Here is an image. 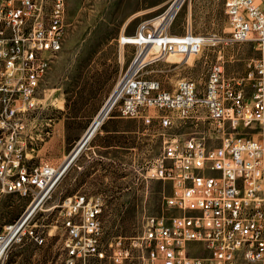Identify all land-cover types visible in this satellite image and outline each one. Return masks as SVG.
Listing matches in <instances>:
<instances>
[{
  "label": "built area",
  "instance_id": "2783aa9c",
  "mask_svg": "<svg viewBox=\"0 0 264 264\" xmlns=\"http://www.w3.org/2000/svg\"><path fill=\"white\" fill-rule=\"evenodd\" d=\"M185 1L172 0L157 16L165 18L173 10L150 59L140 61L149 42L136 40L157 34L152 19L142 21L134 34L120 35L122 45L138 48L109 110L163 129L161 153L146 168L147 177L163 176L171 185L163 213L148 216L139 235L106 243L103 199L85 192L66 197L61 204L64 264H96L108 257L115 264L131 259L141 264H234L238 258L264 264V0L224 1L229 42L250 41L259 52L245 60L242 72L227 73L220 55L203 88L184 77L171 90L144 74L147 64L170 54L197 55L213 37L193 32L190 22L184 33H168ZM66 26L67 0H0V127L18 129L9 148L11 160L0 156V192L30 199L22 215L0 232L1 244L17 227L8 248L25 236L44 241L31 221L69 167L65 161L37 163L29 156L40 139L33 117L38 93L62 50ZM200 120L210 124L198 127L208 128V136H198V129L183 136L167 131L177 121L198 125ZM248 128H260L263 138L244 132Z\"/></svg>",
  "mask_w": 264,
  "mask_h": 264
},
{
  "label": "rangeland",
  "instance_id": "374dc122",
  "mask_svg": "<svg viewBox=\"0 0 264 264\" xmlns=\"http://www.w3.org/2000/svg\"><path fill=\"white\" fill-rule=\"evenodd\" d=\"M146 1L67 0L63 47L41 84L37 97L39 110L33 115L38 120L40 135L34 142L35 150L29 153L35 162L42 160L58 165L65 161L110 99L128 68L129 55L138 48L135 44L122 45L120 35L135 33L143 20L152 19L158 25L157 16L164 11L138 14L124 26L127 18L146 7ZM224 1L213 0L206 4L204 0H186L167 29L169 34L184 33L191 21L193 32L221 40L207 44L197 55L170 54L152 61L144 68V74L160 79L163 86L171 90L184 77L195 80L203 88L211 63L220 55L226 60L227 73L242 72L245 60L257 57L259 52L253 42H229L230 26ZM201 114L205 117L204 112ZM108 120H114L113 128L123 129V132L111 134L112 137L98 135L89 140L43 208L33 217L30 225L44 241L37 243L25 236L5 251L0 264H64L61 204L66 197L78 192L103 199L106 243L117 237L139 235L148 216L163 213L164 196L171 193V185L163 179L146 176L147 166L161 153L160 131L163 129L157 123L147 125L140 119L123 118L117 109L110 112ZM202 125L210 126L204 120L198 125L194 121H177L167 131L183 136ZM244 132L263 138L260 128H248ZM116 139L122 142L123 149L111 151L100 147ZM29 200L18 192H0V232L4 225L14 223L22 215ZM96 264L115 263L108 257ZM124 264L141 263L131 259ZM234 264L247 263L238 258Z\"/></svg>",
  "mask_w": 264,
  "mask_h": 264
},
{
  "label": "bare ground",
  "instance_id": "6f19581e",
  "mask_svg": "<svg viewBox=\"0 0 264 264\" xmlns=\"http://www.w3.org/2000/svg\"><path fill=\"white\" fill-rule=\"evenodd\" d=\"M172 15H173V10L170 11L169 14L165 18H158L157 23H158L159 30L154 37L146 39V37L144 35H142L141 37L138 38V40H136L137 42H143V41L149 42L148 45L146 46L145 53L142 55L140 61L148 59L149 55L153 51H156L158 49L157 42H159L161 39V36H159L158 33H159L160 29L166 28L168 21ZM208 41L210 44H214L216 42V38L215 37L209 38ZM114 98H115V96L112 97L111 100L106 104L105 108L103 109V111L101 112L99 117L97 119L95 118L96 120L92 122L93 124H92L91 128L89 127L90 128V130H89L90 136H89L88 140L85 142V144L81 147V149L79 150V152L76 154L75 157H77L78 154L83 150V148L86 146L88 141L93 137L95 132L98 130L102 120L106 117V115L108 113H110L109 110L111 109ZM0 135H2V141H4V146H0V156H2L3 160H11V150L9 148H11V142H14L18 139V129L15 127H10V126H1L0 127ZM198 136H208V128H198ZM81 144H82V142H80L78 147ZM156 178L163 179V176H156ZM55 187L56 186L52 187V192L55 189ZM16 230H17V227H15L11 231V233L7 236V238L0 244V260L2 259V257L5 254L6 249L10 245V243H11L10 240L14 236Z\"/></svg>",
  "mask_w": 264,
  "mask_h": 264
},
{
  "label": "crops",
  "instance_id": "0c3cea01",
  "mask_svg": "<svg viewBox=\"0 0 264 264\" xmlns=\"http://www.w3.org/2000/svg\"><path fill=\"white\" fill-rule=\"evenodd\" d=\"M213 0H204V3H206V4H210L211 2H212ZM172 2V0H147L146 1V7L145 8H143L142 10H140L139 12H137V13H135L134 15H132V16H130L129 18H127L126 19V21H125V23H124V26H128V24H130V22L132 21V19L134 18L133 16H136V15H138V14H143V13H152V12H155V11H158V10H165L167 7H168V5L170 4ZM144 21V20H143ZM142 22V21H141ZM140 22V23H141ZM139 23V24H140ZM190 23H191V21H190ZM134 34V33H133ZM176 34H181V33H176ZM128 53L129 54H131V49L130 48H128ZM135 53H136V51L132 54V56L131 55H129V60L127 61V63H128V67H129V65L131 64V62L133 61V58H134V56H135ZM124 54H123V59H122V68H123V66H124V62H125V60H124ZM131 56V57H130ZM150 63V62H149ZM148 63V64H149ZM147 64V65H148ZM103 108V107H102ZM101 108V109H102ZM101 111V110H100ZM100 111L97 113V115L100 113ZM96 115V116H97ZM96 116L93 118V120L96 118ZM122 117V116H121ZM107 118H109V115L108 116H106L105 118H104V120H102V122H101V124H100V126H99V128H98V130L95 132V134L93 135V137L90 139V140H92L95 136H98V135H107V137H112L111 136V134H118V133H121V132H123V129H118V128H113V125H114V120H108L107 121ZM123 118H125V117H123ZM127 119H133V118H127ZM134 119H139V118H134ZM92 120V121H93ZM141 120V119H140ZM91 121V122H92ZM88 128V127H87ZM87 131V130H86ZM85 131V132H86ZM99 146V145H98ZM100 147L101 148H105V149H111V151H114V149L115 150H117V149H123V144H122V142H119L118 143V141H117V139L112 143V142H110V143H108V144H105V145H100ZM113 149V150H112ZM74 150V149H73ZM72 153V152H71ZM70 153V154H71ZM69 154V155H70ZM80 154V153H79ZM79 154H78V156H79ZM68 155V156H69ZM68 156H67V158H68ZM77 156V157H78ZM77 157H75V159L73 160V162H75V160H76V158ZM66 158V159H67ZM72 162V163H73ZM71 163V164H72ZM71 164L69 165V167L71 166ZM68 167V168H69Z\"/></svg>",
  "mask_w": 264,
  "mask_h": 264
},
{
  "label": "water",
  "instance_id": "95a60500",
  "mask_svg": "<svg viewBox=\"0 0 264 264\" xmlns=\"http://www.w3.org/2000/svg\"><path fill=\"white\" fill-rule=\"evenodd\" d=\"M113 94L111 95L110 99L107 101V103L111 100ZM106 103V104H107ZM106 104L103 106V108L101 109L100 113L96 116V119L99 117V115L101 114V112L103 111V109L105 108ZM96 119H94L93 121H95ZM93 124V123H92ZM92 124L90 125V128L92 126ZM89 129H87V131L85 132V134L82 136V138L79 140V142L77 143L76 147L74 148V150L72 151V153L68 156V158L65 160V166L67 167L75 158L76 154L79 152V150L81 149V147L85 144V142L88 140L90 133H89ZM85 138V139H84ZM80 142H82V144L78 147V145L80 144Z\"/></svg>",
  "mask_w": 264,
  "mask_h": 264
}]
</instances>
